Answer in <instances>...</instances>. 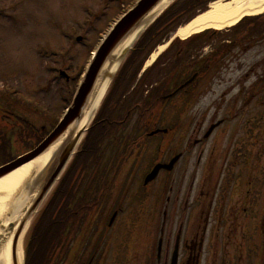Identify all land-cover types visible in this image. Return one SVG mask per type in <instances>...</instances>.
<instances>
[{
    "label": "rangeland",
    "instance_id": "rangeland-1",
    "mask_svg": "<svg viewBox=\"0 0 264 264\" xmlns=\"http://www.w3.org/2000/svg\"><path fill=\"white\" fill-rule=\"evenodd\" d=\"M135 1L136 0H0V10L4 11L3 14L0 13V91H4V89L7 88L19 91L20 94L26 95L29 99L32 100L33 98L35 104L41 108L48 109L50 115L48 117L44 115L42 111H36L34 107L26 108L23 105L24 101L22 99L17 100L15 97L10 98L6 97L7 95L5 94H0L5 100L3 103L9 101L11 106L8 107L12 108L11 110L14 111L13 113L28 119L32 123L31 125L35 127V130L40 131L39 129L44 126H46L47 129L50 128L49 126L51 124L53 125V122L63 115L66 107L65 99L69 98V94L75 90V86L80 82V75L90 62L91 52L98 48L101 39L109 32V29L114 25L117 18L125 11L123 8L126 9L133 6ZM1 14L6 15L7 18L1 16ZM260 25H263V23ZM251 27L252 26H250V28ZM249 31L250 30H247L246 33L241 36L244 38L243 41L245 43H257L250 39L252 36H250ZM261 31L264 32V30ZM225 32L226 31H224V34L217 36L211 41L205 39L203 42L195 43L196 46H200L202 43L201 49H199L196 54L193 53L197 59L200 58L199 60L202 61L201 58H203V60L208 62L209 65L211 64V66L216 63V65L212 67L213 69L215 68V70L211 77L215 82L214 84L212 83L211 87L209 86L212 91H209L207 95L204 96L206 98L200 99V95H198L197 103L194 104L190 103L187 97L184 96L168 101L164 106L157 104L150 110L151 106H153L152 102L154 101L152 96L145 94L144 97L147 96L146 99H142V95L137 94L131 102V106H127L128 110H125L126 114L122 116L123 118L121 117V119L118 120L120 124L125 123L123 127L125 128L123 139L124 141L127 139L125 143H121V155L125 152L126 148L127 153L130 152L132 155L126 158V160L130 161L125 162L126 169L124 174L122 175L116 171L115 178L113 177V194L110 200V206L115 209L121 201L124 203V214L117 226L116 233L120 232L123 234L125 231H128L126 229H133L135 224L141 225L146 233H148L149 226L154 222L153 214L155 211L156 227L154 234L151 235V240H154L155 246H151L152 249L157 247V238L159 237V230L163 223L162 215L167 207V211L171 212V203L166 202L169 195L167 192L165 195H158L154 203L151 204L149 200L151 197L150 190H158L163 184L164 177L167 175L163 173L147 190L141 187L138 188V184L141 182L140 179L143 180L146 173L155 163H158L160 160L164 163L170 161L172 158L171 153L176 145L169 140L164 141L160 139L157 140V142L153 141L147 146V149L145 148L146 151L142 155V151L139 152L137 147L140 145L138 141L144 138L146 129L151 130L157 126H162V124L164 125L163 127H167L176 122L195 120L194 129H189L187 133L184 132V134L180 135L184 137L193 136L192 141H190L191 144L188 145L191 147L197 138L203 136L205 130H207L209 126V120L211 122L218 121L222 119L223 116H230L231 110L236 105V96H238V120H235L236 122L233 121L229 128L232 129L233 124L236 126L238 125V135L236 136L238 137V142L241 141V143H246L242 146L244 150L243 157L241 156V159H239V163L242 165L239 167V170L243 171L244 176H249V173H252L254 176L253 197L256 196L257 190L264 183V138H261L263 135L257 134L259 135L257 141L260 140V143H257L255 138L251 135L253 130L257 127H264V113L262 114L264 109L260 107V102H258V100H260V94L257 96L252 93L254 90L253 82L255 81V77L253 76L251 65L254 61V57L249 56L242 60L241 63L238 59V88L228 83L229 78H235L236 66L232 64V62L226 63L225 56L232 48L237 47V44L230 39L232 32ZM254 34L255 32L253 35ZM173 36L174 38H180L179 32H176ZM66 37L70 38L67 39ZM79 37H82L83 41L80 44L74 43ZM225 41L230 42V44L225 45ZM167 47L168 45H164L163 48H159L154 55L163 52ZM192 47L193 45H191V48ZM60 52L62 53L60 54ZM63 53L65 54L64 57H62ZM183 57H190V53L187 51ZM172 61H174V54L172 55L171 53L163 60L159 69L148 74L147 77L151 81L144 91H147L151 84L155 85L157 83L159 84V82H164L168 87H171L172 83L178 81L183 82L186 78L190 77V74H188L185 77H178L179 80L172 79L171 81L168 79L170 75L163 78L166 74V70L172 66ZM132 68H138V65L135 64ZM56 70L57 72L62 71L68 73V77L71 79L65 82L63 76H60L61 78L59 75L55 77L56 75L54 73ZM217 77L221 79L223 84L220 85V82L216 80L218 79ZM73 78H76V80L74 79L75 81L71 82ZM178 84L179 82L177 85ZM232 86L233 88L230 91ZM241 90L246 91L245 94L240 97L239 91ZM237 92L238 95H236ZM132 96L133 94L129 95L127 99L132 98ZM144 104H147L149 111L146 109L143 111ZM187 111L189 112L187 113ZM235 114H237V112L232 110L231 115L234 116V119L236 116ZM5 121L11 123V120ZM159 122L164 123L159 124ZM203 125L204 128L200 134ZM18 127L25 128V125H19ZM113 130L114 128L102 134L104 138L99 141L100 149L98 151L100 153L101 150H105L103 151L104 155L102 154L99 156L97 159L98 162L95 161V164L90 165L92 169L98 170L99 164L101 163V166L107 165L109 170L108 173L110 174V172L115 173L118 164H122L120 159L115 157L120 143L118 142L117 145L114 143V139L118 133L115 134L114 131L117 130ZM122 130L123 129H120V132H122ZM0 131L3 133L7 132V134L4 135L5 139L3 142L1 141V143H3V145L7 143V150L9 152H12L14 155L25 152V147L14 134L17 132V128L13 124L7 126L6 122L0 120ZM23 134V138H27L26 133L23 132ZM30 137L31 136L28 138ZM176 139L178 138L176 137ZM214 139L213 137L210 143L213 142ZM158 141H160V144L164 141L165 146H162L160 151H155L158 146ZM133 143H135V145ZM222 144L223 146L227 145L225 139ZM240 146L241 145H238V147ZM202 151L200 146L194 150L192 154L194 164L197 163L200 155L203 153ZM203 157L206 158V155L204 154ZM255 157H258V159L255 160ZM242 159L244 163L246 162L245 165L242 164ZM183 163L186 164L184 160L180 164L182 165ZM180 164L178 165L180 167H177L179 168L178 170L182 169ZM246 165L250 167L247 168ZM121 167L122 166H120V169ZM88 169L90 170V167ZM131 170L135 173V182L129 191H125V186L128 183ZM38 182V180L32 179L31 183L28 185L29 193L30 190L35 191L36 189H40L41 186L39 187ZM37 190L31 195L35 197L37 195ZM139 191L145 193L139 195ZM260 196V200L257 201L259 206H257L253 218H256L258 225L264 228V224L261 223L264 216V193L260 194ZM13 199L14 195L5 201L6 206L4 209L0 208V226L8 224L7 222H13L15 224L19 219V214L17 213L14 215L6 213L9 211ZM31 199L32 197L23 203V207L20 206L18 208V210L22 211V214L26 212ZM184 199V201L180 199L182 210L185 205L186 197ZM47 200L48 198L43 201L38 212L43 210L41 208H44ZM156 201H160L158 207L155 204ZM242 209V207L238 206V213L239 211L242 212ZM171 215L172 213L168 219L167 233L170 232ZM36 216H38V214ZM32 222L33 220L30 224H32ZM245 228V232L239 229L238 236L243 234V238L247 240L246 246L243 249L247 254L249 252V243L254 242L256 238L260 240L264 238V236H261L260 230L255 228L254 225H245ZM240 242L241 240L238 241V247ZM226 245L227 242L221 240L215 248L222 250L225 249ZM252 254H254V252H252ZM253 259L255 260L254 257ZM219 260L222 262L221 256Z\"/></svg>",
    "mask_w": 264,
    "mask_h": 264
},
{
    "label": "flooded vegetation",
    "instance_id": "flooded-vegetation-1",
    "mask_svg": "<svg viewBox=\"0 0 264 264\" xmlns=\"http://www.w3.org/2000/svg\"><path fill=\"white\" fill-rule=\"evenodd\" d=\"M254 35L264 42V32L257 31ZM235 64L238 71V58ZM226 123L223 121L222 124ZM209 138H197L193 146L198 147ZM216 153L215 147L209 150V157L204 163L199 178L194 171L189 174L192 179L183 195L184 198L186 197L184 214L182 207L179 206L182 186L179 185L178 179L173 180L171 191L174 192L175 188L176 191L172 208L171 233L168 238L165 237L164 222L158 240V245L160 241L162 242V250L160 256L155 255L156 264H171L174 253H177L178 264H222V262L223 264H257V255L259 264H264V238L260 240L256 238L252 245L253 249L245 256L241 254V257L240 255L238 257V225L248 224V220L245 219L248 217L240 215V211L238 213V204L245 206L243 207L245 213L248 211L246 206L252 209V213L255 212V206L259 205L257 201L261 198L260 194L264 193L263 187L262 185L259 187L255 197L252 196L254 187L247 188L250 183L246 186L247 190L238 192V153ZM201 159L200 157L198 161L199 166ZM218 160H223L220 169L216 167ZM167 214L166 211L165 221ZM253 220L256 218H251V222ZM96 230L97 226L78 243L75 242L73 235L63 233L60 238V264H146V254L142 255L141 251L139 256L143 245L141 237L128 242L126 234H123V245L119 244L123 249H113L111 254L106 255L110 247V244H107L108 235H100ZM221 240L227 242L225 249L222 250L215 248ZM131 246L132 250L127 254L126 248ZM232 252L237 253V260L230 261ZM220 254L223 256L222 262L218 256Z\"/></svg>",
    "mask_w": 264,
    "mask_h": 264
},
{
    "label": "bare ground",
    "instance_id": "bare-ground-1",
    "mask_svg": "<svg viewBox=\"0 0 264 264\" xmlns=\"http://www.w3.org/2000/svg\"><path fill=\"white\" fill-rule=\"evenodd\" d=\"M172 0H162L149 14L150 19L156 16L160 11L166 8ZM264 14V0H227V1H217L210 5V9L200 14L196 19H194L190 24L181 28L179 30V36L182 39H187L194 34L202 33L209 29L223 30L230 28L238 24V22L246 16H257ZM138 34H134L130 39L123 43V47L129 48L133 45L134 41L138 37ZM157 55H154L151 62L156 59ZM150 62V63H151ZM120 61L114 59L108 64L106 69L101 74L93 98V105L91 112L86 115L85 120L82 122L81 127L84 124L91 122L99 104L103 100L108 87L111 82V77L117 70ZM87 126V125H86ZM65 139L63 137L60 142L54 144L47 152L42 154L36 160L18 168L6 177L0 179V208L4 209L6 206L5 201L9 197L14 195V199L10 204V209L6 213L9 215L19 214V219L15 224V229L12 228L13 222H7L6 225L0 226V264H12V251L14 237L16 234L17 227H20V222L25 214H22L21 210L18 208L23 207V203L29 198H33L32 193L36 192L33 190H28V182L33 178H36L43 174L45 170H51L54 165V159L62 147V141ZM18 210V211H17ZM1 211V210H0ZM14 217V216H13ZM28 226L26 225L23 230V235L18 240L17 244V263L22 264L23 262V236L27 231Z\"/></svg>",
    "mask_w": 264,
    "mask_h": 264
},
{
    "label": "water",
    "instance_id": "water-1",
    "mask_svg": "<svg viewBox=\"0 0 264 264\" xmlns=\"http://www.w3.org/2000/svg\"><path fill=\"white\" fill-rule=\"evenodd\" d=\"M161 1L162 0H142L128 15L124 17L98 51L72 106L57 129L35 151L19 158L17 161L3 168H0L1 178L44 154L66 132H69L67 141L50 172L51 175L49 180L39 194L33 208H35L44 198L77 146L83 134L81 125L85 120L86 115L91 111L94 92L101 74L110 62L114 59H119L116 56L118 51L120 52L123 50V43L130 39L137 30L147 23L150 16L149 14ZM126 49L127 48H124L123 50V56L128 53V49ZM159 169L161 168H157L154 171V174H156Z\"/></svg>",
    "mask_w": 264,
    "mask_h": 264
},
{
    "label": "trees",
    "instance_id": "trees-1",
    "mask_svg": "<svg viewBox=\"0 0 264 264\" xmlns=\"http://www.w3.org/2000/svg\"><path fill=\"white\" fill-rule=\"evenodd\" d=\"M208 1L210 0H178L177 2H175L139 41L138 45L136 46V50L132 53L123 72L128 73L130 68L134 66L133 64H136L137 61L141 59V57L147 58L148 55H150V53L170 35L171 32H173L182 24L193 19L198 10H205ZM123 92L124 90H121V95ZM45 135L46 134H35L34 143L30 144V147H34L38 143H40L45 138ZM1 152L3 154V157L5 158L2 159V164H6L14 159L12 155H7L6 151L3 148L1 149ZM59 201L60 197L57 196L56 203L52 205V207L48 211V214L51 217L54 213L56 217L58 216L57 212L59 211ZM39 230L41 233L45 232L44 225L40 224Z\"/></svg>",
    "mask_w": 264,
    "mask_h": 264
}]
</instances>
